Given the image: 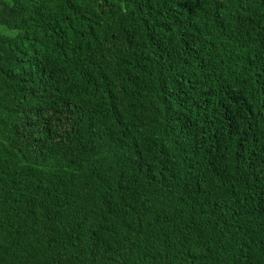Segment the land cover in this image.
I'll list each match as a JSON object with an SVG mask.
<instances>
[{
  "label": "trees",
  "instance_id": "trees-1",
  "mask_svg": "<svg viewBox=\"0 0 264 264\" xmlns=\"http://www.w3.org/2000/svg\"><path fill=\"white\" fill-rule=\"evenodd\" d=\"M0 264H264V0H0Z\"/></svg>",
  "mask_w": 264,
  "mask_h": 264
},
{
  "label": "rangeland",
  "instance_id": "rangeland-1",
  "mask_svg": "<svg viewBox=\"0 0 264 264\" xmlns=\"http://www.w3.org/2000/svg\"><path fill=\"white\" fill-rule=\"evenodd\" d=\"M0 32H3V33H11V32H13V30H9V29H7L5 27L0 26Z\"/></svg>",
  "mask_w": 264,
  "mask_h": 264
}]
</instances>
